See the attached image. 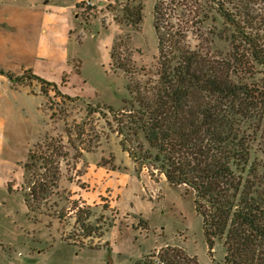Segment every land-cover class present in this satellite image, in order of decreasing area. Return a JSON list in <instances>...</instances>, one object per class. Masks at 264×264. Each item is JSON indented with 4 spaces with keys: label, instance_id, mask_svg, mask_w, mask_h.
Instances as JSON below:
<instances>
[{
    "label": "rangeland",
    "instance_id": "obj_1",
    "mask_svg": "<svg viewBox=\"0 0 264 264\" xmlns=\"http://www.w3.org/2000/svg\"><path fill=\"white\" fill-rule=\"evenodd\" d=\"M156 2L0 0V71L29 70L53 83L45 86L44 106L51 125L28 160L27 146L18 140L17 158L28 161L22 182L0 185V264L148 263L146 255L167 243L199 264H226L223 240L209 253L193 191L169 183L154 159L157 149L143 131L132 130L129 111L138 104L123 70L112 66L116 45L117 56L134 62L137 84L152 89L159 57ZM139 3L143 20L135 24L128 9ZM166 6L173 29L185 31L193 48L238 61L235 81L264 91L262 67L245 49H234L233 28L214 0H167ZM25 76L21 82L33 92L42 90L38 79ZM7 85L0 83V97ZM260 97L255 117L263 125ZM42 99L30 95L21 107L28 132L45 121L38 111ZM254 122L242 124L252 160L264 163L263 126L254 128ZM129 149L140 156L148 150L152 158L135 161ZM54 166L58 181L52 186ZM36 182L47 183V193L44 199L31 197L29 209L25 196Z\"/></svg>",
    "mask_w": 264,
    "mask_h": 264
},
{
    "label": "trees",
    "instance_id": "obj_2",
    "mask_svg": "<svg viewBox=\"0 0 264 264\" xmlns=\"http://www.w3.org/2000/svg\"><path fill=\"white\" fill-rule=\"evenodd\" d=\"M214 1L233 28L234 42L238 43L234 49L247 51L262 67L264 80V0ZM166 3L157 0L154 6L159 57L152 89L137 84L134 62L117 56L116 45L111 52L112 66L123 70L129 92L138 104L129 111L132 130L136 134L143 131L151 147L157 149L154 159L160 162L166 180L193 191L209 253L217 240H223L226 264H264V163L252 160L250 134L242 124L244 119H251L254 128L263 126L264 131L263 119L256 122L255 117L264 91L235 81L238 61L217 59L193 48L185 31L170 24ZM143 8L139 3L134 10L128 9L132 23L143 20ZM26 73L41 82L44 94L45 86L53 85L29 70L15 77L8 75L21 82ZM33 153L31 149L29 158ZM129 153L139 161L141 154L132 149ZM147 153L140 159H151ZM53 178L55 186L57 166ZM36 184L25 196L29 209L31 197L44 199L47 193V183ZM146 256L151 257L148 263L146 259L131 264H199L196 256L169 243Z\"/></svg>",
    "mask_w": 264,
    "mask_h": 264
},
{
    "label": "crops",
    "instance_id": "obj_3",
    "mask_svg": "<svg viewBox=\"0 0 264 264\" xmlns=\"http://www.w3.org/2000/svg\"><path fill=\"white\" fill-rule=\"evenodd\" d=\"M1 48H4L2 44H0V49ZM8 74L9 73H6V71L4 73L0 71V83L8 82L7 91L0 97L1 187L7 186L8 182L13 180H16L18 184L22 182L23 175H25L24 173L26 171L24 164L29 158V152L32 146L41 140L45 130L49 129L51 125L49 119L50 113L48 109H44L47 96H45L40 89L33 92L30 86H28V83L13 81ZM15 76L17 75H13V77ZM30 95L43 97V103L41 107H38V111L41 113V118H45V121L38 123L36 126L32 125L30 127L31 131L28 132V126H24L26 119L23 118L24 116L22 117L20 113L21 107L25 105V99ZM23 128H26V132L21 131ZM18 140H22V146H27V160L25 162H21V160L19 161L17 158L20 154Z\"/></svg>",
    "mask_w": 264,
    "mask_h": 264
}]
</instances>
